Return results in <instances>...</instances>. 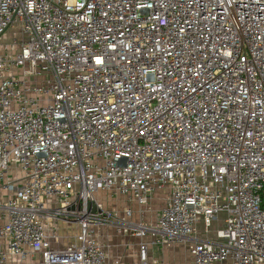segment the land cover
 <instances>
[{
	"label": "built area",
	"instance_id": "obj_1",
	"mask_svg": "<svg viewBox=\"0 0 264 264\" xmlns=\"http://www.w3.org/2000/svg\"><path fill=\"white\" fill-rule=\"evenodd\" d=\"M14 27L0 44V264H119L98 225L139 239V264L189 240L193 264H264V0H0V40ZM102 193L135 207L104 211ZM198 224H217L213 239Z\"/></svg>",
	"mask_w": 264,
	"mask_h": 264
},
{
	"label": "rangeland",
	"instance_id": "obj_2",
	"mask_svg": "<svg viewBox=\"0 0 264 264\" xmlns=\"http://www.w3.org/2000/svg\"><path fill=\"white\" fill-rule=\"evenodd\" d=\"M14 37H16V38L19 37V29H18V27H14L13 29H9L3 35V37L1 38L0 44L1 45L8 44ZM0 51H2V50L0 49ZM49 79H51V78L46 76V75H44V76H42V77H40V78H38L36 80L29 79L28 83L31 86H38L42 82H46ZM21 178H22L21 168L12 165L9 168V171L7 172V179L9 181H12V182L16 181V185H18V184H20V179ZM165 198H166L165 194H163V195H160V197H154L149 202V213L147 214V221L149 223H151L152 225L156 224V218L158 217L159 210L162 207ZM97 199H98L99 202H101L104 211L106 210L107 212H111V213H113L115 215H120L121 212H122V209L125 206H127L126 203L122 199H120L118 197H113V196L110 197L109 195L104 194V193L98 194L97 195ZM219 217H220V219H222L224 217V213H220ZM215 226H217V224H214L213 227L211 229H209L208 231H214V227ZM95 227L96 228H94L93 233H94L95 238L98 240V242H99L98 236L100 234H102V231H104L105 233H107V235L103 234V235H106V237L104 238L105 245L108 246V250L110 251V253L117 254L116 245L113 243V241H110V239L108 237V235H110L112 233L109 230H112L114 228L111 227V226H107V225L106 226H99L98 225V226H95ZM198 230L199 231H203V233L206 234L205 233L206 230H205V228L202 225L198 226ZM200 234H202V233H200ZM145 242L148 243L149 241L145 239ZM186 245L187 244H185V243H179V247H177V249H180L179 252L184 251L185 248H186ZM163 250L156 249V248H153L151 246L148 247L149 254L152 255L153 260L156 259V260H158L160 262L163 261L164 264L166 262L168 264H170V263L171 264H175V263H177L180 260V255L181 254L175 255L174 259L172 260V259H169V256L165 255ZM38 259H39V257L37 256L36 260H38ZM170 260H172V261H170Z\"/></svg>",
	"mask_w": 264,
	"mask_h": 264
},
{
	"label": "crops",
	"instance_id": "obj_3",
	"mask_svg": "<svg viewBox=\"0 0 264 264\" xmlns=\"http://www.w3.org/2000/svg\"><path fill=\"white\" fill-rule=\"evenodd\" d=\"M167 193H168L167 190H157L153 193L151 199H153L154 197H160V195H163V194H165V197L167 198ZM117 197L122 199L126 203L127 206H125V207H132L134 209L135 204L133 202L128 201V199H126L125 197H121V196H117ZM166 198L164 199L163 205L160 208V210L163 208L165 201H166ZM148 213H149V205L145 208V214L143 217V221L148 223V224H151L147 221V214ZM121 214H122V212H121ZM132 220L138 221V218L136 216H134V217H132ZM156 221H157V218H156ZM199 225H202V224H198L196 226V236L194 238H196V239H213V237H214L213 232L214 231H210L209 233L204 234L203 231L198 230ZM94 228H96V227H94ZM94 228H93V231H94ZM109 231L112 233L111 234L109 233L110 235H108V237H109L110 241H113V243L116 245L117 254L110 253V251L108 250V246L105 245V243H104L105 242L104 238L106 237L107 233L102 231V234H100L98 236V239H99L100 244L103 245V247L107 251L111 260H113V261L118 260L119 264H139L138 263L137 245L140 242V240L137 238H134V237H127V236L117 234L116 230H114V229L109 230ZM200 233H202V234H200ZM103 234H106V235H103ZM145 239L150 242L149 237H145ZM145 239L143 238V240H141V242L146 243ZM193 241L194 240L182 242V243L187 244L184 251L179 252L180 249H177V247H179V243L168 246V247L164 248L163 251H164L165 255L169 256V259H172V260L174 259L175 255L181 254L180 260L175 264H193V258L189 252L190 245L193 243ZM127 243H128V245L126 246ZM172 260H170V261H172ZM149 264H154L153 263V257L150 254H149ZM162 264H164L163 261H162ZM165 264H168V263L166 262Z\"/></svg>",
	"mask_w": 264,
	"mask_h": 264
}]
</instances>
